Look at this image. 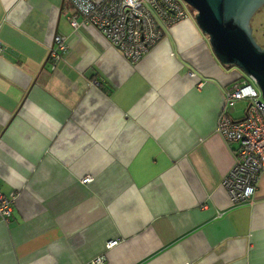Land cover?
I'll list each match as a JSON object with an SVG mask.
<instances>
[{
    "label": "crops",
    "instance_id": "crops-1",
    "mask_svg": "<svg viewBox=\"0 0 264 264\" xmlns=\"http://www.w3.org/2000/svg\"><path fill=\"white\" fill-rule=\"evenodd\" d=\"M184 9L130 62L67 0H0V264H264V173L246 202L222 185L239 72Z\"/></svg>",
    "mask_w": 264,
    "mask_h": 264
},
{
    "label": "built area",
    "instance_id": "built-area-1",
    "mask_svg": "<svg viewBox=\"0 0 264 264\" xmlns=\"http://www.w3.org/2000/svg\"><path fill=\"white\" fill-rule=\"evenodd\" d=\"M71 13L67 19L75 28L88 23L130 62L136 61L147 49L161 38L166 26L187 17L179 0H67ZM65 36L59 32L53 35L46 58L54 62L66 52ZM3 48L0 45V52ZM191 74V72H189ZM243 73L223 87V106L235 100L247 101L244 116L233 119L223 110L219 113L215 131L227 142H236L231 166L222 178L232 203L249 201L257 179L264 173V99L254 80ZM255 84V86L253 84ZM90 175L80 178L88 182ZM14 196L0 193V218L8 220L12 212ZM108 240L105 245L113 244ZM97 256L93 264H99Z\"/></svg>",
    "mask_w": 264,
    "mask_h": 264
},
{
    "label": "water",
    "instance_id": "water-1",
    "mask_svg": "<svg viewBox=\"0 0 264 264\" xmlns=\"http://www.w3.org/2000/svg\"><path fill=\"white\" fill-rule=\"evenodd\" d=\"M194 10L193 20L207 36L222 64L250 76L264 99V45L256 43L249 19L264 0H183Z\"/></svg>",
    "mask_w": 264,
    "mask_h": 264
},
{
    "label": "rangeland",
    "instance_id": "rangeland-1",
    "mask_svg": "<svg viewBox=\"0 0 264 264\" xmlns=\"http://www.w3.org/2000/svg\"><path fill=\"white\" fill-rule=\"evenodd\" d=\"M179 2L184 8L194 13L193 8L189 6L187 3H185L183 0H179ZM249 24L251 26V34L255 39L256 43L261 46L264 45V2L253 12V14L249 19ZM233 68L237 70L239 74H241V70L239 68L235 66ZM243 75L246 76V74ZM253 85L255 86V84ZM234 102L235 104L233 107L235 106L239 107V110H241L239 113H242L243 112L242 108H245L247 101L245 99H238L235 100Z\"/></svg>",
    "mask_w": 264,
    "mask_h": 264
}]
</instances>
